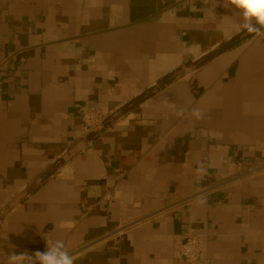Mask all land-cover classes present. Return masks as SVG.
<instances>
[{
	"label": "crops",
	"instance_id": "crops-1",
	"mask_svg": "<svg viewBox=\"0 0 264 264\" xmlns=\"http://www.w3.org/2000/svg\"><path fill=\"white\" fill-rule=\"evenodd\" d=\"M223 4L0 0V264L57 240L75 264H189V227L200 264H264V172L148 217L264 163V37ZM91 105L111 115L85 135Z\"/></svg>",
	"mask_w": 264,
	"mask_h": 264
},
{
	"label": "built area",
	"instance_id": "built-area-1",
	"mask_svg": "<svg viewBox=\"0 0 264 264\" xmlns=\"http://www.w3.org/2000/svg\"><path fill=\"white\" fill-rule=\"evenodd\" d=\"M203 3H207L209 0H201ZM24 61V59H22ZM3 90V77H2V69L0 66V93ZM111 113L104 111L102 108L96 106V105H91L88 106L81 111V118H80V125L82 129V133L87 135L89 133H97L101 131V129L105 126V123L107 119L110 117ZM237 171H239V174L230 177L226 179L223 182L220 183H212L208 185H203L200 187L198 190L195 192L187 195L184 198L178 199L174 203H171L169 205H166L164 207H161L158 211L153 212L150 214L148 217L152 218L156 216L159 213H162L168 209H171L173 207L179 206L186 204L188 202H191L197 198L203 197L212 191L218 190L220 188H223L226 185L232 184L235 181L244 178V177H249L253 174L261 173L264 172V163L255 167L254 169H251L249 171L242 172L240 164L237 165ZM122 230L118 231L121 232ZM92 245V244H91ZM89 246H85L82 249H80V252L83 250H86L89 248ZM178 249L181 255L184 257V259L189 263V264H200V254L202 250V239L200 235L195 233L191 227L187 228L183 234L178 239Z\"/></svg>",
	"mask_w": 264,
	"mask_h": 264
},
{
	"label": "clouds",
	"instance_id": "clouds-1",
	"mask_svg": "<svg viewBox=\"0 0 264 264\" xmlns=\"http://www.w3.org/2000/svg\"><path fill=\"white\" fill-rule=\"evenodd\" d=\"M225 8L231 6L241 16L240 30L250 35L264 37V0H224ZM182 111L178 115L182 114ZM193 115L199 119L201 113L194 110ZM203 169V166H202ZM8 264H75L74 257L66 250L62 240H57L45 251H35L31 254L21 252L12 253L8 257Z\"/></svg>",
	"mask_w": 264,
	"mask_h": 264
},
{
	"label": "trees",
	"instance_id": "trees-1",
	"mask_svg": "<svg viewBox=\"0 0 264 264\" xmlns=\"http://www.w3.org/2000/svg\"><path fill=\"white\" fill-rule=\"evenodd\" d=\"M243 38L241 36H236L226 42H224L223 44H221L217 49H215L214 51H212L211 53H209L207 56H205L202 61L208 60L209 58H211L212 56H215L227 49H230L231 47L237 45ZM148 94H145V96ZM144 97V96H143ZM126 108V107H125Z\"/></svg>",
	"mask_w": 264,
	"mask_h": 264
}]
</instances>
